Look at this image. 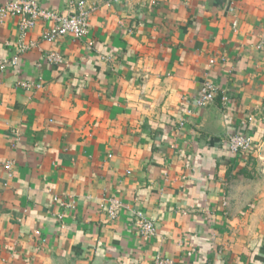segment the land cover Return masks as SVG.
Instances as JSON below:
<instances>
[{
	"label": "crops",
	"instance_id": "1",
	"mask_svg": "<svg viewBox=\"0 0 264 264\" xmlns=\"http://www.w3.org/2000/svg\"><path fill=\"white\" fill-rule=\"evenodd\" d=\"M85 1L81 39L0 23V264H264V0ZM204 81L219 92L197 108ZM235 134L253 149L228 154Z\"/></svg>",
	"mask_w": 264,
	"mask_h": 264
},
{
	"label": "built area",
	"instance_id": "2",
	"mask_svg": "<svg viewBox=\"0 0 264 264\" xmlns=\"http://www.w3.org/2000/svg\"><path fill=\"white\" fill-rule=\"evenodd\" d=\"M119 0H110L107 5H112L118 3ZM96 10V7L92 4H88L85 0H78L70 6L66 14H57L51 10L45 9L39 5L35 0H12L2 6H0V23L3 19L7 17H19V29L22 35H25L28 30H30L37 21H49L52 22V27L46 31L43 38L48 43H53L63 36H71L74 39L84 38L90 30V16ZM231 12L233 9H229ZM236 27V23H233ZM34 43H21L17 49L18 53H23L32 47ZM264 41L259 43L257 48H263ZM46 59L50 64L59 65L63 63L62 55L50 52L46 55ZM212 63V62H211ZM15 65L16 60L13 58L11 60H4L0 64V73L5 70L6 65ZM24 89H30L33 87L40 88V85H35L29 81H23L18 84ZM218 88L213 85L210 81H204L198 91L197 97L195 99V106L197 108H203L211 104L217 94ZM191 113V112H188ZM252 118L249 122H252ZM264 122V118L262 119ZM183 125V120L179 123ZM225 148L230 155H237L240 153H246L253 149L254 140L252 136L235 134L230 135L225 139ZM11 162H6L4 165L5 170L9 177H11ZM55 202L61 208H72L73 205L66 201L59 200L57 197L53 198ZM121 208L120 202L113 198L110 199L105 207L108 216L112 219L116 217L118 210ZM134 224L138 228L139 233L144 238H149L155 233V225L153 221L146 218V216L140 212H134ZM57 219H62V215H58ZM151 264H177L173 260L163 257H157L153 260Z\"/></svg>",
	"mask_w": 264,
	"mask_h": 264
}]
</instances>
